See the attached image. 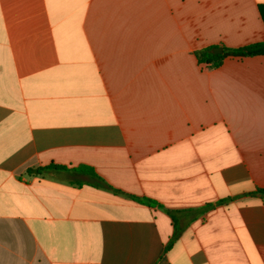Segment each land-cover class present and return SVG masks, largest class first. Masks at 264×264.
I'll return each instance as SVG.
<instances>
[{
  "label": "crops",
  "instance_id": "obj_1",
  "mask_svg": "<svg viewBox=\"0 0 264 264\" xmlns=\"http://www.w3.org/2000/svg\"><path fill=\"white\" fill-rule=\"evenodd\" d=\"M257 43L264 0H0V264H264V55L197 57Z\"/></svg>",
  "mask_w": 264,
  "mask_h": 264
},
{
  "label": "trees",
  "instance_id": "obj_2",
  "mask_svg": "<svg viewBox=\"0 0 264 264\" xmlns=\"http://www.w3.org/2000/svg\"><path fill=\"white\" fill-rule=\"evenodd\" d=\"M214 47H209L203 49L197 53L198 60L201 64L206 66L216 67L222 64L223 60L228 56L236 57H248L255 55H264V43L251 44L242 48H227L224 47L223 54H215L213 52ZM49 169H54L70 174H87L93 178L94 182L98 186H107L106 182L95 172V170L89 166H78L74 168H68L67 166H57L51 165L44 168H40V171H46ZM252 195H261L264 197V189L256 190L251 193ZM137 198V197H134ZM139 200L145 201L149 204H157V202L152 201L147 198H137ZM169 247H167L168 251Z\"/></svg>",
  "mask_w": 264,
  "mask_h": 264
},
{
  "label": "water",
  "instance_id": "obj_3",
  "mask_svg": "<svg viewBox=\"0 0 264 264\" xmlns=\"http://www.w3.org/2000/svg\"><path fill=\"white\" fill-rule=\"evenodd\" d=\"M213 52H214L215 54H223L224 50H223L222 47H215V48L213 49ZM35 171H36V170H35Z\"/></svg>",
  "mask_w": 264,
  "mask_h": 264
}]
</instances>
